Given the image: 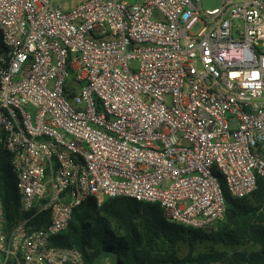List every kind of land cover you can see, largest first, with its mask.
<instances>
[{
	"label": "built area",
	"instance_id": "built-area-1",
	"mask_svg": "<svg viewBox=\"0 0 264 264\" xmlns=\"http://www.w3.org/2000/svg\"><path fill=\"white\" fill-rule=\"evenodd\" d=\"M63 1L0 0V264H84L52 240L92 198L213 230L264 178V0Z\"/></svg>",
	"mask_w": 264,
	"mask_h": 264
},
{
	"label": "trees",
	"instance_id": "trees-1",
	"mask_svg": "<svg viewBox=\"0 0 264 264\" xmlns=\"http://www.w3.org/2000/svg\"><path fill=\"white\" fill-rule=\"evenodd\" d=\"M222 186L226 210L211 231L168 222L158 204L119 197L99 205L92 198L74 210L68 229L52 245L80 250L84 264L112 254L120 264H264V178L258 177L255 190L244 198ZM0 200L8 216L17 212L15 175L3 151ZM39 220L36 227L47 225ZM199 245L206 250L198 251Z\"/></svg>",
	"mask_w": 264,
	"mask_h": 264
},
{
	"label": "rangeland",
	"instance_id": "rangeland-1",
	"mask_svg": "<svg viewBox=\"0 0 264 264\" xmlns=\"http://www.w3.org/2000/svg\"><path fill=\"white\" fill-rule=\"evenodd\" d=\"M83 0H74L72 1H63V4H67L69 7H73L75 5H79L82 3ZM223 0H203V6L205 9H215L221 6ZM201 29V24H198L195 26V28L192 30L194 34H197ZM183 252H187V247L183 246L182 248ZM206 250V245H199L198 246V251H205Z\"/></svg>",
	"mask_w": 264,
	"mask_h": 264
},
{
	"label": "crops",
	"instance_id": "crops-1",
	"mask_svg": "<svg viewBox=\"0 0 264 264\" xmlns=\"http://www.w3.org/2000/svg\"><path fill=\"white\" fill-rule=\"evenodd\" d=\"M110 256H104L100 259L99 263L97 264H107L108 262H110Z\"/></svg>",
	"mask_w": 264,
	"mask_h": 264
}]
</instances>
